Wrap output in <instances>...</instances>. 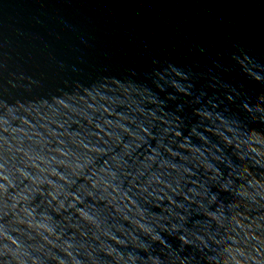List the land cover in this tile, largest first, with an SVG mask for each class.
Listing matches in <instances>:
<instances>
[{"label": "water", "instance_id": "obj_1", "mask_svg": "<svg viewBox=\"0 0 264 264\" xmlns=\"http://www.w3.org/2000/svg\"><path fill=\"white\" fill-rule=\"evenodd\" d=\"M0 264H264V0H0Z\"/></svg>", "mask_w": 264, "mask_h": 264}]
</instances>
